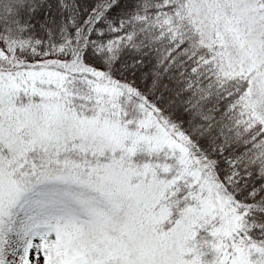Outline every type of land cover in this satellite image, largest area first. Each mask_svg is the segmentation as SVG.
I'll use <instances>...</instances> for the list:
<instances>
[{
  "label": "snow or ice",
  "instance_id": "6c2138e0",
  "mask_svg": "<svg viewBox=\"0 0 264 264\" xmlns=\"http://www.w3.org/2000/svg\"><path fill=\"white\" fill-rule=\"evenodd\" d=\"M0 264H264V0H0Z\"/></svg>",
  "mask_w": 264,
  "mask_h": 264
}]
</instances>
